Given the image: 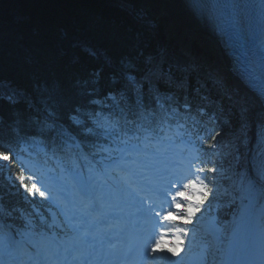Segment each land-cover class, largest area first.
Wrapping results in <instances>:
<instances>
[{
  "label": "snow or ice",
  "instance_id": "obj_1",
  "mask_svg": "<svg viewBox=\"0 0 264 264\" xmlns=\"http://www.w3.org/2000/svg\"><path fill=\"white\" fill-rule=\"evenodd\" d=\"M184 3L199 22L218 37H226L232 54L239 52L236 62L242 74L259 84L258 94L264 96V0ZM143 63L141 69L130 57L116 64L108 61L112 82H127L119 92L123 107L113 92L103 99L94 98L102 69L75 81L71 90L55 81L37 85L38 99L0 82V100L14 108L23 105L7 126L0 120V140L7 135L27 143L32 138L22 133L35 129L53 155L63 150L69 157L61 158V177L52 176V187L47 191H41L37 182L30 186L24 183L31 177L21 174L17 184L9 174L11 188L29 207L8 204L5 192L0 191V264H91L97 253L95 226L103 208L102 178L123 173L119 183L135 199L130 180L140 176L156 156L155 152L149 155L153 142L150 123H142L139 117L129 119L133 104L129 102L128 85L136 95V105L142 108V84L137 82V75L142 72L147 79L153 72L152 57H146ZM77 97L87 103H79ZM74 101L71 114H67ZM88 105L98 106L99 110L89 111ZM249 129V122L244 120L228 143H220V133L212 137L209 148L217 152V159L212 161L213 167L196 170L212 173L211 184L206 176L186 179L182 189L172 196L176 211L163 216L165 221L190 225L215 195L217 179L230 190L231 197L217 211L204 237V264H264V119L256 124L254 140ZM10 159L9 154H0V160ZM169 186L181 187L179 181ZM20 188L24 193L19 192ZM37 194L43 198L39 202ZM169 232L171 239L165 241L161 236L145 247L141 254L144 260H154L159 253L181 255L188 229L177 227Z\"/></svg>",
  "mask_w": 264,
  "mask_h": 264
},
{
  "label": "trees",
  "instance_id": "obj_2",
  "mask_svg": "<svg viewBox=\"0 0 264 264\" xmlns=\"http://www.w3.org/2000/svg\"><path fill=\"white\" fill-rule=\"evenodd\" d=\"M152 4V0H0V82L38 99L37 85L55 81L71 90L75 81L102 69L96 88H113L118 95L127 82H112L108 61L116 64L130 57L143 69L144 59L152 57L153 70L162 73L167 68L176 84L189 85L188 90L176 89L182 100L188 95V100L195 97L215 110L221 109L214 136L220 133L223 136L220 143H228L244 120L250 126L256 122L252 100L246 95L237 96L238 100L231 98L221 88V79H215L203 63L188 65V57L178 49L174 38H166L165 20L152 13ZM193 46L203 51L202 41L194 42ZM139 78L145 83L142 90L147 92L152 88L147 86L158 84L151 75L145 79L142 72L137 75L138 83ZM76 101L80 103L83 99L77 97ZM73 106L75 101L67 112ZM22 108L23 105L14 108L0 100V120L7 126ZM5 164L6 161L0 160V166ZM1 170L0 191L5 192V201L28 207ZM208 178L211 184L212 173ZM224 186L217 179L213 196L221 201L222 208L229 198Z\"/></svg>",
  "mask_w": 264,
  "mask_h": 264
},
{
  "label": "bare ground",
  "instance_id": "obj_3",
  "mask_svg": "<svg viewBox=\"0 0 264 264\" xmlns=\"http://www.w3.org/2000/svg\"><path fill=\"white\" fill-rule=\"evenodd\" d=\"M164 9L170 15L171 19L168 32L182 29L186 31L187 34H201L209 38L213 44H220L215 33L209 30L191 14L185 6L184 0H166ZM188 46H186L187 49L189 48ZM221 56L227 61L226 65L228 70L234 72V67L225 57V54H223V50L221 51Z\"/></svg>",
  "mask_w": 264,
  "mask_h": 264
},
{
  "label": "rangeland",
  "instance_id": "obj_4",
  "mask_svg": "<svg viewBox=\"0 0 264 264\" xmlns=\"http://www.w3.org/2000/svg\"><path fill=\"white\" fill-rule=\"evenodd\" d=\"M165 2H166V0H157V7H156V11L155 12H157V14L159 16L160 15L163 16L166 19V21H167V23L165 25V33H166V35H168V36H176L179 33V35L181 36V38L182 37H185L186 42H188V43H190V41L192 39H194V38L195 39L198 38L200 40H203L204 43L208 46V50L210 52V55H212L214 57V63L213 64H217V63L223 64V65H220L219 69H224L225 68L224 67L225 66L224 65L225 64V61L221 57L220 48L217 46V44H213L212 41L209 38H207L206 36L201 35V34H191L190 35V34H187L186 31H184L182 29H180V30L178 29L177 31H174V32H168V30L170 28V25H171L170 24L171 23V19H170V15L164 9ZM234 83L236 85H238V83L236 81H234ZM254 101L256 103V111H260L261 110V107L258 105L259 99L254 97ZM159 254H160L159 258L161 257L160 258L161 261L158 262V263L159 264H163L162 263L163 262V260H162L163 259V257H162L163 254L162 253H159Z\"/></svg>",
  "mask_w": 264,
  "mask_h": 264
}]
</instances>
